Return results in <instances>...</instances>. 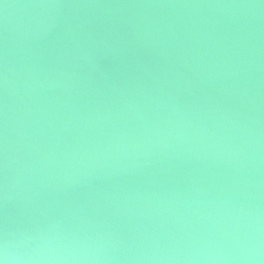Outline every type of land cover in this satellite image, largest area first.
I'll return each mask as SVG.
<instances>
[{"label": "water", "instance_id": "obj_1", "mask_svg": "<svg viewBox=\"0 0 264 264\" xmlns=\"http://www.w3.org/2000/svg\"><path fill=\"white\" fill-rule=\"evenodd\" d=\"M264 264V0H0V257Z\"/></svg>", "mask_w": 264, "mask_h": 264}, {"label": "clouds", "instance_id": "obj_2", "mask_svg": "<svg viewBox=\"0 0 264 264\" xmlns=\"http://www.w3.org/2000/svg\"><path fill=\"white\" fill-rule=\"evenodd\" d=\"M17 259L16 257H11L8 252V247L5 245L3 249V256L0 257V264H9L10 260Z\"/></svg>", "mask_w": 264, "mask_h": 264}]
</instances>
